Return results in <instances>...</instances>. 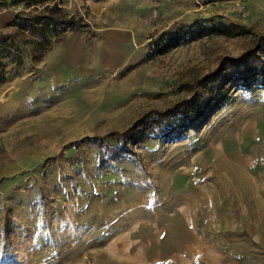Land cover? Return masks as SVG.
I'll return each instance as SVG.
<instances>
[{
	"label": "rangeland",
	"instance_id": "374dc122",
	"mask_svg": "<svg viewBox=\"0 0 264 264\" xmlns=\"http://www.w3.org/2000/svg\"><path fill=\"white\" fill-rule=\"evenodd\" d=\"M48 3L0 6V264H264V0Z\"/></svg>",
	"mask_w": 264,
	"mask_h": 264
},
{
	"label": "trees",
	"instance_id": "16d2710c",
	"mask_svg": "<svg viewBox=\"0 0 264 264\" xmlns=\"http://www.w3.org/2000/svg\"><path fill=\"white\" fill-rule=\"evenodd\" d=\"M6 2H9L10 4L21 3L23 5V8L38 7V6L42 7L41 11L35 14L22 15L23 14L22 12L15 13L13 19L9 21L7 24L17 25L19 29H28L34 32L49 28L53 31L59 28V26L63 24L70 27L74 26L72 19H66V13L61 9V7L56 3L49 5L48 3L49 0H1L0 6L6 5ZM212 20L216 22L215 24L218 30L228 36L250 32V29L240 24L226 23L221 18H213ZM256 42H257L256 46L260 47L261 45L258 44L259 41ZM181 106H183V108L180 109L178 117L174 119V121H177V123H174L173 126H177L178 124L183 122V120L186 117H188L192 111L186 107L185 103H182ZM191 119H193V117H191L190 120ZM112 140H114V138L109 137V141L112 142ZM41 169H43V167H41ZM27 173H29V170L11 176L2 177L0 179V183H3L6 189H11L12 183L21 180L23 181V177ZM111 175L112 174L110 173L104 175L103 177L106 178L108 176L107 179H110L111 177H113ZM29 181H35V179L29 178ZM114 192L115 189H109L106 193V197L113 196ZM41 243H42L41 248L38 250V254H37V259L39 261L46 262L47 260L54 258L55 254L60 249L59 245L54 242H49V243L41 242Z\"/></svg>",
	"mask_w": 264,
	"mask_h": 264
},
{
	"label": "crops",
	"instance_id": "0c3cea01",
	"mask_svg": "<svg viewBox=\"0 0 264 264\" xmlns=\"http://www.w3.org/2000/svg\"><path fill=\"white\" fill-rule=\"evenodd\" d=\"M8 10L9 11H12V12H15L16 10L15 9H11V8H8ZM5 12V8H2V10H0V14H2V13H4ZM9 18V20L12 18V16L11 17H8ZM115 32H118V31H115ZM120 35L119 36H121L120 37V39L119 40H121L122 38H124L125 36H127L128 35V33L126 32V31H122L121 33L120 32H118ZM107 50V48L103 51L104 52V59H105V56H106V51ZM115 51V50H114ZM115 54H116V52H115ZM106 60V59H105ZM108 63V62H107ZM108 64H114V63H108Z\"/></svg>",
	"mask_w": 264,
	"mask_h": 264
}]
</instances>
